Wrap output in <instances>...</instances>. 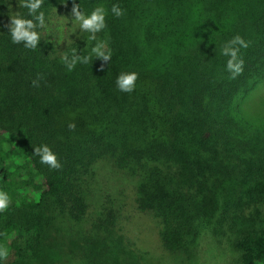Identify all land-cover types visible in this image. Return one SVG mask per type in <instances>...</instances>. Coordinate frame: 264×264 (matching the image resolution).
Wrapping results in <instances>:
<instances>
[{
	"label": "trees",
	"instance_id": "1",
	"mask_svg": "<svg viewBox=\"0 0 264 264\" xmlns=\"http://www.w3.org/2000/svg\"><path fill=\"white\" fill-rule=\"evenodd\" d=\"M74 2L85 14L105 8L107 27L97 39L107 42L111 61L93 56L72 71L65 67V52L87 55L94 46L86 32L62 54L44 27L37 28L35 49L13 43L11 16L32 17L19 0H0V136L8 135L0 140V190L12 201L0 213V244L10 252L0 264L38 257L53 226L84 219L95 164L103 159L138 177L131 206L161 219L165 256L140 252L142 264H175V254L194 245L215 218L233 231L232 264H264V223L257 220L264 208V133L233 107L264 79V0H44L45 22L54 7L72 10ZM114 4L122 17L112 14ZM237 35L249 47L241 48L243 73L233 79L222 49ZM125 72L139 75L131 93L117 88ZM44 144L61 169L34 155ZM243 192L256 200L248 215L239 205ZM110 211L91 230L95 245L114 253L121 242Z\"/></svg>",
	"mask_w": 264,
	"mask_h": 264
},
{
	"label": "rangeland",
	"instance_id": "2",
	"mask_svg": "<svg viewBox=\"0 0 264 264\" xmlns=\"http://www.w3.org/2000/svg\"><path fill=\"white\" fill-rule=\"evenodd\" d=\"M71 13L66 4H60L52 9L45 22L44 35L58 54H62L72 38L84 33L78 25L73 26ZM233 107L253 130L264 133V79L240 93ZM7 137L3 134L0 140ZM137 178L127 169L115 166L110 159L99 161L95 164L89 213L81 221L66 218L64 225L58 223L53 226L50 240L45 243L40 255L29 257L21 264H142L137 256L140 252L165 256L158 242L161 219L131 206ZM254 201V196L251 198L244 192L241 195L239 205L246 215L254 207ZM109 209L112 210L109 215L115 214V228L112 230L121 242L119 250L114 253L95 245V231L91 230L95 223L100 225V221H104ZM257 220L264 223V208ZM217 221L215 218L188 250L175 254V264H232L236 260L238 252L232 246L233 231L227 225L223 228ZM109 222L112 227L111 220ZM54 236L57 238L54 239ZM14 257L11 256L12 259ZM167 261L174 264L172 259Z\"/></svg>",
	"mask_w": 264,
	"mask_h": 264
},
{
	"label": "clouds",
	"instance_id": "3",
	"mask_svg": "<svg viewBox=\"0 0 264 264\" xmlns=\"http://www.w3.org/2000/svg\"><path fill=\"white\" fill-rule=\"evenodd\" d=\"M43 2L44 0H19V6L27 8L28 15L32 18H24L19 13L11 16L8 27L13 43H23L28 49H35L40 44L41 35L37 31V28H43L45 26V14L40 11ZM111 12L118 18L125 14L124 9L116 4L112 6ZM71 14L74 18L73 26L78 25L82 32L88 33L87 40L95 41V44L87 55L78 54L76 48H72L70 53L65 52L62 57V62L65 67L69 71H72L78 63L88 64L93 56L105 63L111 61L112 52L111 49L108 48L107 42L97 39V34L107 27V12L105 8L103 6H98L91 14H85L80 8V5L74 2ZM248 47L249 43L243 37L237 35L227 42L222 49V55L229 57L226 68L232 74L233 79L243 73L244 60L240 56V50L241 48L246 49ZM138 78L139 75L136 72L121 73L116 80L117 88L121 92L131 93L135 90ZM33 86L39 87V77L33 80ZM68 127L70 130L74 131L76 125L75 123H70ZM5 147L7 146L5 145ZM34 155L40 158L42 164L48 165L51 169L59 170L62 168L58 154L47 144L34 147ZM11 203L12 201L9 194L0 190V213H6ZM9 254V248L4 244H0V260L6 261Z\"/></svg>",
	"mask_w": 264,
	"mask_h": 264
}]
</instances>
